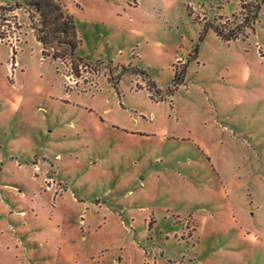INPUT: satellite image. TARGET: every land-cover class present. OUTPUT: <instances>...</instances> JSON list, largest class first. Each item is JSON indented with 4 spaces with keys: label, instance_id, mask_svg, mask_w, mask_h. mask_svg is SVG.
<instances>
[{
    "label": "rangeland",
    "instance_id": "374dc122",
    "mask_svg": "<svg viewBox=\"0 0 264 264\" xmlns=\"http://www.w3.org/2000/svg\"><path fill=\"white\" fill-rule=\"evenodd\" d=\"M56 1L81 61L0 0V264H264V0Z\"/></svg>",
    "mask_w": 264,
    "mask_h": 264
},
{
    "label": "trees",
    "instance_id": "16d2710c",
    "mask_svg": "<svg viewBox=\"0 0 264 264\" xmlns=\"http://www.w3.org/2000/svg\"><path fill=\"white\" fill-rule=\"evenodd\" d=\"M23 3L43 56L69 59L70 63L83 60L76 52L80 39L72 15L67 14L56 0H24ZM20 6L19 3L13 6L0 5V11H9ZM256 8L259 9V5ZM256 14L253 13L254 19ZM213 29L217 36L225 40L237 38L235 35H223L217 27ZM173 81L180 84L183 81V73L175 72Z\"/></svg>",
    "mask_w": 264,
    "mask_h": 264
}]
</instances>
